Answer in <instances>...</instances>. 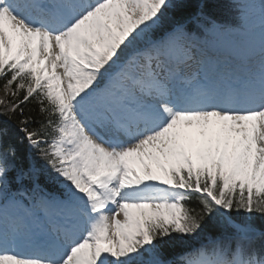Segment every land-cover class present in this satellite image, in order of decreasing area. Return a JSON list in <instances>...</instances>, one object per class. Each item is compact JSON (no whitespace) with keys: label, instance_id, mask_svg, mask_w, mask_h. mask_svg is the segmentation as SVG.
Returning a JSON list of instances; mask_svg holds the SVG:
<instances>
[{"label":"snow or ice","instance_id":"obj_1","mask_svg":"<svg viewBox=\"0 0 264 264\" xmlns=\"http://www.w3.org/2000/svg\"><path fill=\"white\" fill-rule=\"evenodd\" d=\"M229 4L0 0V264H264V0Z\"/></svg>","mask_w":264,"mask_h":264},{"label":"trees","instance_id":"obj_2","mask_svg":"<svg viewBox=\"0 0 264 264\" xmlns=\"http://www.w3.org/2000/svg\"><path fill=\"white\" fill-rule=\"evenodd\" d=\"M209 11L214 15V17L222 23H232L234 20V13L230 10L229 0H208ZM2 84L3 80H0V95H3L2 92ZM25 111H32V114L37 117V119H42L39 116L38 107L34 101L29 102L24 106ZM0 120H3L0 117ZM23 153V150H21ZM42 164V161H39ZM234 215H236L234 213ZM243 216V213L239 214L240 218ZM257 226L264 228V221L261 218L257 217ZM203 242V237H193L190 238L187 244H174V243H165L163 245V256L162 258L165 260L175 259L176 255L184 251L190 247L199 246L200 243Z\"/></svg>","mask_w":264,"mask_h":264},{"label":"rangeland","instance_id":"obj_3","mask_svg":"<svg viewBox=\"0 0 264 264\" xmlns=\"http://www.w3.org/2000/svg\"><path fill=\"white\" fill-rule=\"evenodd\" d=\"M234 47H235V50L239 53V54H241V55H243V51H242V49H241V47H240V44H234Z\"/></svg>","mask_w":264,"mask_h":264}]
</instances>
